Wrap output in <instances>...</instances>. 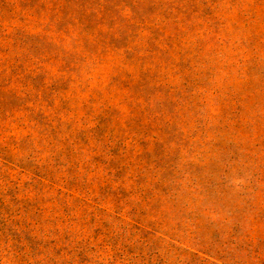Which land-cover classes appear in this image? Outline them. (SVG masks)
Wrapping results in <instances>:
<instances>
[{"label":"rangeland","instance_id":"obj_1","mask_svg":"<svg viewBox=\"0 0 264 264\" xmlns=\"http://www.w3.org/2000/svg\"><path fill=\"white\" fill-rule=\"evenodd\" d=\"M0 264H264V0H0Z\"/></svg>","mask_w":264,"mask_h":264}]
</instances>
